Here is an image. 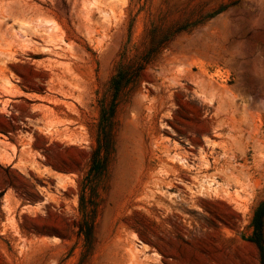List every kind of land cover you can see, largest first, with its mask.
Returning a JSON list of instances; mask_svg holds the SVG:
<instances>
[{
	"label": "rangeland",
	"instance_id": "1",
	"mask_svg": "<svg viewBox=\"0 0 264 264\" xmlns=\"http://www.w3.org/2000/svg\"><path fill=\"white\" fill-rule=\"evenodd\" d=\"M26 1L65 57L0 76V264H264V0ZM200 72L234 92L222 122ZM160 136L248 174L161 202Z\"/></svg>",
	"mask_w": 264,
	"mask_h": 264
},
{
	"label": "bare ground",
	"instance_id": "2",
	"mask_svg": "<svg viewBox=\"0 0 264 264\" xmlns=\"http://www.w3.org/2000/svg\"><path fill=\"white\" fill-rule=\"evenodd\" d=\"M30 6L31 4L26 0H0V76L5 75L10 64L19 60L20 52L23 54L22 50L24 48L27 49L28 46H33L32 55L51 56L48 59L35 62L58 71V75L60 76L59 71H61L60 68L62 66L60 59L65 57V47H63V38L57 35V31H59L58 23L49 17L39 18L32 23L20 21L19 14L23 10L29 9ZM10 21H14L16 25L18 24V29H15V24L10 25ZM16 47H20V49H16ZM28 48L31 49V47ZM171 70H173L172 67ZM189 77L196 83V88L201 92L207 90L214 92L215 98L208 104L215 110L216 116L219 120L221 119L220 122L224 121L225 118L223 117L228 114L227 102L230 98L234 99L232 88L226 82H217L214 78L216 76H208L206 72H200L198 75L190 73ZM250 115L252 116V114ZM217 133L219 134V132ZM209 142L213 146L216 144V141ZM157 146L162 153L160 166L164 171V176H160L161 178L159 179L160 195L162 196L160 199L161 202H164L165 198H171L170 201H172V204L177 203V200H173L169 194V190L172 188L178 190L177 195H180L183 202L190 203L194 201L196 196L201 194L223 190L218 181L222 176L226 180L232 181L238 187L241 185L243 174H248L245 172V166L238 165L236 160L228 159L229 157L226 158L223 151L221 152L224 160L219 156H215V153H212V157L204 155V152L200 156H197L195 155V150L189 149L179 141L167 136H160L157 140ZM213 150H215L214 147ZM209 170H214V173L209 175ZM159 171L161 172V170ZM171 176L174 178H171ZM175 179L182 185V188L176 185L174 182ZM128 248L131 257L137 260L136 247L130 245Z\"/></svg>",
	"mask_w": 264,
	"mask_h": 264
},
{
	"label": "trees",
	"instance_id": "3",
	"mask_svg": "<svg viewBox=\"0 0 264 264\" xmlns=\"http://www.w3.org/2000/svg\"><path fill=\"white\" fill-rule=\"evenodd\" d=\"M82 210H83V213L85 214V220H86V223H89L88 222V218H89V214H88V205L86 203V201L84 199H82ZM92 225L90 224V229H93V227H91ZM92 232V230H91Z\"/></svg>",
	"mask_w": 264,
	"mask_h": 264
}]
</instances>
